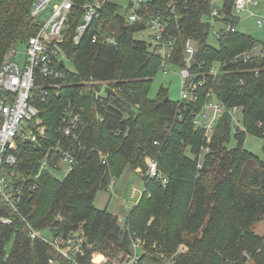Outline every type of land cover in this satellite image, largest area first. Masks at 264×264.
Returning a JSON list of instances; mask_svg holds the SVG:
<instances>
[{
	"label": "trees",
	"instance_id": "1",
	"mask_svg": "<svg viewBox=\"0 0 264 264\" xmlns=\"http://www.w3.org/2000/svg\"><path fill=\"white\" fill-rule=\"evenodd\" d=\"M35 1L0 0V67L12 43L39 31L32 13ZM167 1L155 0L154 5L158 8ZM180 1L183 17L179 25L172 22L176 44L171 66H185L184 42L194 38L196 60L205 62V71L215 62L226 64L227 71L216 77L207 74L198 103L174 101L164 86L151 97L162 58L151 42L134 36L145 25L125 24L120 14L114 16L117 5H111L107 20L116 30L117 47L94 44L87 36L76 43L71 34L63 46L72 68H63L66 78L59 80L58 88L43 96L38 90L36 95L39 117L51 140H40L41 144L20 140L16 151V169L37 186L20 212L0 197V216L12 221L0 223V264H49L50 258L64 264H92L93 257L112 264L131 252L138 238L145 250L141 261L149 258L154 264H242L246 252L264 264V233L253 230L264 219V160L244 147L248 134L264 140V57L248 63L239 59L258 42L252 34L236 31L224 34L218 44L209 42L205 20L211 0ZM103 84L114 93L100 94ZM208 91L228 108L243 107L244 129L233 132L227 113L207 143L205 129L195 125L192 111L201 109ZM65 108L81 111L87 124L78 145L82 147L78 163L64 179L51 170L35 179ZM232 136L236 148L229 146ZM207 146L210 151L199 167ZM102 153L108 155L103 158ZM147 157L159 161L161 173L168 177L166 184L148 175ZM139 166L146 167L144 191L123 226L117 215L94 202L98 192L126 168ZM32 229L54 236L81 232L87 238L85 254L71 261L50 241L31 237ZM182 243L188 249L178 252Z\"/></svg>",
	"mask_w": 264,
	"mask_h": 264
},
{
	"label": "built area",
	"instance_id": "2",
	"mask_svg": "<svg viewBox=\"0 0 264 264\" xmlns=\"http://www.w3.org/2000/svg\"><path fill=\"white\" fill-rule=\"evenodd\" d=\"M123 1H127L126 6H122ZM154 2L155 0H36L34 2L32 13L38 21L39 31L21 42L24 44L23 61L16 59L20 54L17 48L20 42H14L6 60L0 67V197L16 212H20V207L29 201L33 195L32 190L37 186V183L29 184L31 178L23 176L16 169V151L20 140H31L37 144H41L40 140H51L47 133V125L43 124L42 118L39 117L36 95L38 90L43 96L51 88H58L59 80L66 78L63 68H70L67 61L72 67L63 46L65 40L72 34L73 42L81 43L87 36L94 44L103 42L117 47L119 41L116 30L107 20L110 6L117 5L114 16L120 14L125 24H143L145 26L142 30L151 28L152 34L146 40L151 42L154 51L161 56V69L168 72L173 67L170 64V58L176 44V38L172 33V22L179 25V19L183 17L178 9L181 1L168 0L166 4L159 5L158 8ZM258 2L259 0H211V9L206 15L205 23H210L209 37L214 39L213 43H220L224 34L239 31L238 24L241 23V15L247 11L257 16L256 22L264 31V16L257 11H252V6L257 5ZM152 7L156 8L152 10ZM45 15L47 16L44 17ZM209 42L212 41L209 40ZM197 44L194 38L185 40L186 64L178 67L181 69L183 84L179 100L187 104L198 103L201 100L200 89L206 85L207 74L216 77L227 71L226 64L220 62H215L209 71H205L203 68L205 62L196 60ZM244 52L238 56L244 63L250 62L255 57L263 58L264 41L258 40L251 49ZM41 81L45 84H40ZM108 87L103 84L100 94L107 93ZM205 96L206 102L199 111L193 110L192 115H194L195 125L205 129L207 143L212 139L219 120L227 113L232 118L233 132L244 129L240 121V118L244 117L242 106L228 108L213 91H208ZM86 127L87 124L81 111L65 108L60 114L59 125L55 129L57 136L52 140V146L48 148L47 154L40 162L39 173L33 178L36 179L45 170L60 172L67 168L69 172L74 168L78 163L79 151L82 148L78 146L82 131ZM52 151L54 154L51 156ZM209 151L208 146L204 147V152L199 156V167L202 166L204 154ZM106 155L108 153H102L103 158ZM146 160L148 175L158 176L166 184L168 177L161 173L159 161L152 157H147ZM118 220L121 225L126 224L125 219L118 218ZM0 223L10 225L12 221L9 217L2 215ZM37 236L50 241L58 252L71 261L76 262L79 254H85L83 245L87 244V238L81 232L74 236H54L51 232L46 235L32 229L31 237ZM187 249L182 243L178 247V252ZM131 250L121 259L112 261V264H141L145 250L139 238L133 242ZM261 250L262 248H258V251ZM245 255L246 259L242 264H257L252 254L246 252ZM49 264L64 263L50 258ZM92 264L102 263L98 258L93 257Z\"/></svg>",
	"mask_w": 264,
	"mask_h": 264
},
{
	"label": "rangeland",
	"instance_id": "3",
	"mask_svg": "<svg viewBox=\"0 0 264 264\" xmlns=\"http://www.w3.org/2000/svg\"><path fill=\"white\" fill-rule=\"evenodd\" d=\"M127 1H123L122 6H126ZM252 11H257L261 16H264V0H259L258 4L252 6ZM124 10V9H123ZM124 13V11H122ZM45 15L44 17H46ZM241 23L238 24V29L241 32L252 34L258 40L264 41V31L258 26L256 22L257 16L251 15L250 12L242 13ZM152 34L151 28H146V30L137 31L134 36L138 39L146 40L149 39V35ZM212 42L214 39L209 37ZM17 48L20 52L19 56L16 58L19 61H23V52H24V44L18 43ZM67 64L70 68L71 64L67 61ZM171 70L168 72L160 71L154 78L152 82V87L150 89L149 95L151 97H155L160 89L164 86L167 91L169 98L178 101L181 95L182 89V76L181 69L177 67H171ZM242 125L244 124V119L240 118ZM244 147L253 155L259 156L262 160H264V140L262 137L258 135L248 134L244 140ZM229 146L231 148H236L238 146V142L235 140L234 136H232ZM55 177L58 179H64L67 175V168H64L60 172L51 171ZM146 173V167H137L132 169L130 167L126 168L124 172L121 174L119 179L113 181V183L106 188V190H101L98 192L97 197L95 199V206H97L101 210H105L106 208L117 215L118 218L125 219L129 214L131 209L135 206L136 201L140 198L143 193L144 188V174ZM253 230L257 233H264V219L258 222ZM11 246V244H10ZM139 252H141L140 248H138ZM115 258V257H114ZM105 261L101 263L104 264ZM141 264H154L152 260L146 258L142 261Z\"/></svg>",
	"mask_w": 264,
	"mask_h": 264
},
{
	"label": "water",
	"instance_id": "4",
	"mask_svg": "<svg viewBox=\"0 0 264 264\" xmlns=\"http://www.w3.org/2000/svg\"><path fill=\"white\" fill-rule=\"evenodd\" d=\"M207 26H208V29H209L210 23H208ZM106 90H107L109 93H114V90H113L112 88H110V87H108Z\"/></svg>",
	"mask_w": 264,
	"mask_h": 264
},
{
	"label": "crops",
	"instance_id": "5",
	"mask_svg": "<svg viewBox=\"0 0 264 264\" xmlns=\"http://www.w3.org/2000/svg\"><path fill=\"white\" fill-rule=\"evenodd\" d=\"M137 201H138V200H137ZM137 201H136V202H137Z\"/></svg>",
	"mask_w": 264,
	"mask_h": 264
}]
</instances>
